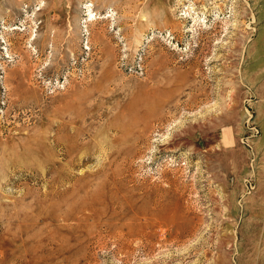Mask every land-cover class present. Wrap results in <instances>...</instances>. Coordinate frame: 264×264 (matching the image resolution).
Wrapping results in <instances>:
<instances>
[{
    "label": "rangeland",
    "instance_id": "1",
    "mask_svg": "<svg viewBox=\"0 0 264 264\" xmlns=\"http://www.w3.org/2000/svg\"><path fill=\"white\" fill-rule=\"evenodd\" d=\"M0 264H264V0H0Z\"/></svg>",
    "mask_w": 264,
    "mask_h": 264
},
{
    "label": "bare ground",
    "instance_id": "2",
    "mask_svg": "<svg viewBox=\"0 0 264 264\" xmlns=\"http://www.w3.org/2000/svg\"><path fill=\"white\" fill-rule=\"evenodd\" d=\"M155 90H157V89H155ZM161 92V91H160ZM162 93V92H161ZM155 94V93H154ZM157 94V93H156ZM164 94V93H163ZM156 97V96H155ZM159 97V96H158ZM161 97H162V95H161ZM152 99V98H151ZM159 99V98H158ZM143 103V102H142ZM131 104V103H130ZM142 105V104H141ZM146 106H148V105H146ZM127 107V106H126ZM132 107V106H131ZM153 107V106H152ZM128 108V107H127ZM126 108V109H127ZM132 109V108H131ZM131 109H130V112H131ZM153 109H155L154 107H153ZM129 111V110H128ZM133 112V111H132ZM156 112V111H155ZM131 121V120H130ZM132 122V121H131ZM143 124V123H142ZM63 192V191H62ZM70 193V192H69ZM60 196V195H59ZM124 225V224H123ZM127 228V227H126ZM78 239V238H77ZM81 239V238H80Z\"/></svg>",
    "mask_w": 264,
    "mask_h": 264
}]
</instances>
